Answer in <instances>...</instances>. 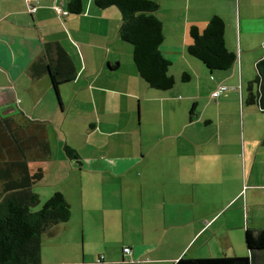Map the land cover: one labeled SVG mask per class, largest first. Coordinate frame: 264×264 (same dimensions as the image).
Segmentation results:
<instances>
[{
  "label": "crops",
  "instance_id": "crops-1",
  "mask_svg": "<svg viewBox=\"0 0 264 264\" xmlns=\"http://www.w3.org/2000/svg\"><path fill=\"white\" fill-rule=\"evenodd\" d=\"M69 1H33L32 4L37 9L30 12L27 0H0V117L23 112L29 118L46 121L51 146L54 143L52 136L58 132L62 135L67 130L65 124L68 112L74 108L78 111V116L84 125H89L87 129L89 137L97 133L119 137L121 134L132 135L137 131L141 137L138 146L129 143L128 140L126 144H119L125 145L127 151L122 153L113 151L109 157L98 156L97 152L86 157H81L79 154L81 164L67 156L65 144L72 145L62 136L59 141L65 144L63 149L61 148L63 154H58L60 160L55 159L52 146L51 158L42 163H45L43 167L57 166V163L64 162L77 169L73 165L76 163L79 166L83 165L81 166L82 171L91 175L88 184L84 186L81 184L78 188L80 194L74 200L68 197L66 188L59 189L71 204V217L67 222L43 235L50 249H43L42 246V264H174L184 250L174 249L178 245L181 233L187 231L185 236L189 244L203 228L208 225L209 229L216 222L215 220L211 224L214 216L209 221L205 217L204 222L194 213L182 211L178 186L172 192L160 190L163 197L153 201V205H156L155 211L148 208L147 212H144L146 228H144L143 240L139 243L133 242L131 247L125 246L129 247L131 252L126 253L124 247L121 260L119 259L121 251L118 249V253H115L113 249L116 248L113 246H106L97 252L91 249L93 245L88 246L92 238L96 239V243L98 242L101 232L105 234L103 237L110 234L111 219L106 216L107 212L115 217L122 215V220L125 222V211L133 207V204L126 200V194L133 190L131 176L144 175L142 178L145 177V179L149 177L147 173L150 170L143 168L144 160L151 161L154 156L156 157L157 171L166 174L161 178V182L166 181L167 174L168 176L174 174L177 180L180 179V175H183L185 181L192 180L190 172L195 153L191 149L179 150L178 148L181 142L182 144L193 143L196 139L195 134L190 133V136L186 138L184 136L185 139L179 145L175 143L176 151H171L173 146L165 145L168 140L166 135L157 137L156 145L162 142L159 145L160 148L157 149L158 153L149 152L145 145L148 135H144L143 129H138L134 124V103L137 99L140 101L142 113L145 112L144 102L152 107L159 106L163 128H165L164 118L167 112H171V106L175 105H182L186 113L190 109L189 121L184 120L185 125L191 126L195 121L200 122L201 120H204L208 126L215 125L216 132L208 134V138L201 141L202 143L208 142V167L210 169L215 162H220L217 167L224 171L232 167L233 177L240 185V165H243L246 170L248 143L256 140L247 139L245 129L243 136L239 133L235 137L228 133L230 121L222 118L220 111L222 102L218 103L216 111H211L212 103L209 100L202 105L200 102L197 103L194 101V93L195 88L202 92L209 75L216 74V76H210V79L215 81L212 88V84H208V91L212 89L210 98L217 101L222 96L226 97L225 100L235 97V102L242 107L243 125L244 128L246 127V112L249 106L244 105L246 102L243 89L249 82L247 80L249 73L264 57V0H157L160 8L155 14L163 21L165 34L161 50L164 56L172 62L173 67L176 64L185 66L183 73L179 75L172 72V66L170 67V73L175 77L176 83L172 89L164 90L165 93H158V91H152L151 87H147L137 67L134 68V65H131L130 55L133 48L122 43L126 41L120 37L122 14L118 7L99 8L93 0H82L83 11L80 14H74L68 11ZM56 7H61L67 13L61 14ZM214 15H219L224 19L226 46L228 50L236 54L237 59L229 70H215L209 73L193 59L195 56L189 54L188 46L192 43L191 27L197 26L201 30L204 29ZM47 42H59L69 52L78 70L73 81L60 86L62 105L55 97L56 93L50 75L46 73L39 79H34L29 70L32 62L43 55V47ZM116 63H118L116 70L108 69L109 65L114 66ZM184 73L189 75L187 80L182 79ZM178 78L187 86L178 87ZM221 84L227 85L229 89L218 99L214 98L212 94ZM231 89L239 93L230 92ZM181 90L185 92V98L183 101L174 103L175 98L178 97L177 92ZM179 97L183 98L180 95ZM191 102H193L192 105ZM194 104V112L191 114ZM197 105L199 106L198 118L194 117ZM141 122L143 123V118ZM169 135L174 136L175 139L182 136L181 132ZM155 137L156 135L150 137V141L154 143L153 138ZM98 148L99 145H96L94 150ZM261 149H263L262 146ZM250 163L249 159L251 184L248 185V195L241 202L242 204L253 202L258 205L264 200V181L258 182L253 176L254 163L251 166ZM134 171L138 173L135 174ZM107 175L113 176L109 180L108 190L112 197L121 194L120 204L111 205L105 201V176ZM261 176L264 177V173ZM114 179L118 182L113 183ZM212 180L213 178L208 175V183ZM233 183V179H229L226 186L231 187ZM90 189L95 190L96 198L89 202L88 195L90 200L92 199L90 197H93V194L89 193ZM242 189L241 186L230 196L227 194L225 205L235 198L242 199L243 195L240 194ZM141 190L143 191V188ZM95 202H100V205H95ZM105 206H113L115 209H104ZM185 206L184 210L187 211V205ZM91 209H104L106 215L104 218L97 217L90 212ZM198 221L201 223L197 224ZM236 226L237 224L231 226V229L234 231L238 228L242 230L245 228V226ZM80 230L84 241L82 249L79 239ZM225 230L226 233L219 229L213 230L208 238V245L210 239L220 235L224 237L226 244L237 249V242L235 243L233 238H228L231 235L230 229L225 227ZM127 255L131 257L129 261L124 259ZM147 255L156 257V260L147 262L144 260ZM102 256V261H98V258Z\"/></svg>",
  "mask_w": 264,
  "mask_h": 264
},
{
  "label": "rangeland",
  "instance_id": "rangeland-1",
  "mask_svg": "<svg viewBox=\"0 0 264 264\" xmlns=\"http://www.w3.org/2000/svg\"><path fill=\"white\" fill-rule=\"evenodd\" d=\"M122 43H125L129 47L133 48V46H131L132 44H130L129 42L122 41ZM193 59L208 70V68L204 65L201 60L196 57ZM133 61L134 60L132 52V54L130 55V63L131 65H134V68H136ZM184 69L185 66L176 64L174 67L172 66L171 71L175 72L176 75H179L183 73ZM256 74L257 70L256 68H254L249 73V78L247 80H249L250 82L256 77ZM211 75L216 76V74L209 75L206 83L204 84L205 89L202 92L195 88L194 101H197V103L200 102V104L202 105L205 102H208L209 100L213 105L210 108L211 111H216L218 103L222 102L220 107V111L222 112V118L224 117L225 119H228L230 121L228 133L235 137L238 136L239 133L243 136L245 129L247 139H251L250 141L256 140L253 143H248L249 152L246 162V170H244L243 165H240V185L238 183V180L233 177L234 170L232 169V167H229L228 171L221 170L219 167H217L219 166L220 162H215V164H213L210 169L208 167V142L202 143L201 141L203 139L208 138V134L216 132L215 125L208 126V124H206L204 120H201L200 122L195 121L194 124H192L191 126L185 125L184 120L189 121L190 109L186 113V110L182 108V105H175L174 107L171 106V112H167V115L164 118L166 120L164 125L165 128H163L161 123L159 106L152 107L150 104L147 105L144 102L143 110H145V112L142 113V109H140V101L137 99L133 106L135 109L134 124L137 125L138 129H143L144 135H148L149 143L147 138L145 139L147 140L145 145L146 149H148L149 152L151 151L153 154L158 153L157 149L160 148L159 145L162 144V142H160L159 145H156L157 143H155V140H157V137H163L164 135H166L168 140L167 142H165V145L169 144L173 146L171 148V151H176L177 147L174 146L175 143L179 145L182 140L190 136V133L195 134L194 136L196 137L197 141L195 139L194 142L191 144H182L181 142L180 147L178 148L179 150L191 149L195 153V158L192 159V169L190 172L192 175V180L185 181L183 179V175H180V179L177 180L174 174L173 176H168L169 174H167L166 181L164 180L161 182V178L166 174L161 171H157L156 157L154 156L153 160L151 161H147V159L144 160L143 168L146 167V170H150V172L147 173L149 174V177L145 179V177L142 178L144 175L131 176V184L133 185V190L126 194V200L132 203L133 207L125 211V222L122 220V215H117V217H115L113 216V214H110L108 212L107 215L105 214L104 209H115L113 206H105L102 210H90V212L92 214H95V216L97 217L99 216L100 218H104V216L106 215L109 217V219H111L109 230L110 234L103 237L105 234L104 232H101L97 243L95 242L96 239L92 238L91 244H88V246L93 245V248H91L93 251L96 250L97 252L98 250L104 249L106 246H113L114 248H116L113 249L115 253H118V249L121 251L119 257V259L121 260L123 258L122 249L125 246L131 247V244L133 242L139 243L141 240H143V232L144 228H146L144 222V212H147L148 208L155 211L156 205H153V201L157 200L160 197H163V195H161L160 190L165 192H172L174 188H177L178 186L179 189L177 190L179 192V199L181 200L183 206L182 211L190 214L194 213L197 218L201 217L204 222L205 217H207L209 221L210 218L214 216L211 224L216 220V222L209 229L208 225L203 228L199 235H197L189 244L187 243V238L185 236L187 231L181 233L178 238V245L174 247V249H184L182 251L181 256L185 255L186 257L204 258L220 257L225 255L246 256L249 254L245 242V230L246 228H264V200L260 201L258 205L254 204L253 202H247L242 204L241 200H243L246 195H248V185L251 184V181L249 179V159L251 161L250 166L254 163L253 176L257 178L258 182L264 181V177L261 176V174L264 173V112H262L257 107V105H248L247 103H244L245 106H249L246 112V127L244 128V116L242 112V107H240L235 102V97L225 100L226 97L222 96L217 101L210 98L212 89L208 91V84L211 83L212 88L213 84L215 83L214 80L210 79ZM178 81V87L182 85L187 86V84H183L182 82H180V78H178ZM249 82L245 84L243 89L244 100L247 98L248 95ZM147 87L149 86L147 85ZM151 89H153L152 91H158V93H165L164 90H157L154 88ZM256 90L257 86L255 85L254 91ZM231 91L239 93L234 89H231L230 92ZM179 95L183 98L179 97ZM176 96L178 97L175 98L174 103L178 101H183L186 95L185 92L181 90L177 92ZM55 97L57 98L56 94ZM192 103L193 102H191V105ZM198 110L199 106L197 105L196 113L194 115V117L196 118H198ZM142 118L143 123L141 122ZM65 128L67 130H65L62 135L60 132H58L55 134V136H52V139L54 140L52 146L54 148L53 151L56 160L61 159L60 157L58 158L59 153L63 154L62 149L65 142L59 141L61 136L68 140L69 144H71L79 152L81 157L92 156V154H94L95 152L98 153V156L105 155L106 157L111 156L113 151H116L117 153H122L124 151H127V148L125 147V145L119 144H126L129 140V143H133L135 146H138L140 143L139 139L141 137L138 131L133 133L132 135H130L129 133L121 134L119 135V137H113L108 135L107 133H97L93 135V137H89L87 134V129H89V125H84V123L78 116V111L75 108L69 110ZM223 129L225 130L224 127ZM175 132H181L182 136L179 139H175L174 136L169 135ZM153 135H156L155 139L153 138L154 143L152 142V140L150 141V137H152ZM55 137L58 142L55 140ZM96 145H99V148L97 150H94V147ZM261 146L263 147V149H261ZM82 160L84 165L86 166V163L84 161L85 159L83 158ZM148 163L151 165H149ZM34 164L35 163L31 164V167L33 169L36 167V164ZM44 165L45 163L42 164V166ZM73 165H75L77 169L73 168L71 164H65L64 162H60L59 164L57 163V166H45L42 168L44 170L45 176L34 186V190L40 195V202L31 208L33 211L40 210L46 200L55 191H58L59 189L66 188L68 192V197L71 200H74L76 196L80 194L78 188L81 187V184L83 186L88 184L91 174H87L85 171H82L81 166L83 167V165L79 166L76 163ZM134 173L137 174L138 171H134ZM208 175L213 178L212 182L210 183H208ZM112 177V175L105 176V201L107 202V204L108 202L111 203V205L120 204L119 200L121 199V194L112 197L111 193L108 190V188L110 187L109 180L112 179ZM222 179H224L223 182ZM229 179H233L234 182L231 187L226 186V182ZM112 182L116 183L118 182V180L114 179L112 180ZM241 186L243 188V191L240 193L243 195L242 199L237 200V198H235L233 201L225 205L227 194L228 196H230L232 193L239 190ZM142 188L143 191L141 190ZM89 193L90 195L93 194V197H90L92 198L90 200L88 195V201H94V199L96 198L95 190L90 189ZM94 204L100 205V202H95ZM185 205H187V211L184 210V207H186ZM114 219L116 221H112ZM196 223L200 224L201 221H198ZM192 224H194V222ZM236 224V227L245 226V228L243 230L241 228H238L233 231L231 229V226H234ZM225 227L230 229L231 235L234 232L233 235H229L228 238H233V241L235 243L237 242V249L226 244L224 237H220V235L210 239L208 245V238L211 236L213 230L219 229L222 232L226 233ZM203 232H205L203 236L198 239V237ZM79 234L80 246L82 249L84 241L81 230L79 231ZM147 240H149V238ZM238 240L240 242H238ZM43 249H50V245L47 244V241H45L44 238ZM102 252L103 251H101V253ZM155 258L156 257L154 256L147 255V257H144V260L150 262L156 260ZM124 259L129 261L131 257L127 255L124 256Z\"/></svg>",
  "mask_w": 264,
  "mask_h": 264
},
{
  "label": "trees",
  "instance_id": "trees-1",
  "mask_svg": "<svg viewBox=\"0 0 264 264\" xmlns=\"http://www.w3.org/2000/svg\"><path fill=\"white\" fill-rule=\"evenodd\" d=\"M99 8L116 6L122 14L120 37L133 46V60L147 85L157 90L172 89L176 83L170 73L172 62L164 56V24L155 14L157 0H93ZM68 11L80 14L82 0H70ZM225 21L214 15L204 29L192 26L189 54L201 60L209 72L229 70L237 56L228 50ZM43 55L30 65V74L39 79L46 73L61 103L60 86L73 81L78 73L69 52L59 42H47ZM118 63L109 65L116 70ZM256 77L249 82L245 102L264 112V57L256 64ZM189 75L184 73L183 80ZM257 90L254 91V86ZM218 99V98H217ZM62 105V103H61ZM195 104L191 109L193 114ZM70 159L81 164L78 151L65 144ZM52 148L46 121L27 117L23 112L0 117V264H42L43 235L71 217V204L60 190L55 191L38 211L40 202L34 186L45 174L41 164L51 158ZM37 164L33 169L31 164ZM246 256L193 258L181 256L174 264H264V228H246Z\"/></svg>",
  "mask_w": 264,
  "mask_h": 264
},
{
  "label": "built area",
  "instance_id": "built-area-1",
  "mask_svg": "<svg viewBox=\"0 0 264 264\" xmlns=\"http://www.w3.org/2000/svg\"><path fill=\"white\" fill-rule=\"evenodd\" d=\"M33 1L39 2V0H27V2H28V9H29L30 12H34V11H36V9H37V7H35V5L32 4ZM56 8H57V10H58L61 14H66V13H67L66 11H63V10L61 9V7H56ZM228 89H229V88H228L227 85L221 84V85L218 86L217 90H215V91L213 92L212 96H213L214 98H219V97H220L225 91H227ZM124 251H125L126 253H130V252H131V250H130L129 247H125V248H124ZM102 258H103V256H102V257H99V258H98V261H102Z\"/></svg>",
  "mask_w": 264,
  "mask_h": 264
}]
</instances>
